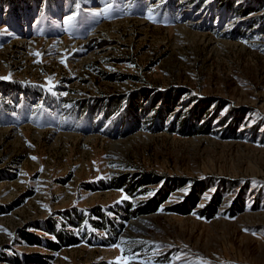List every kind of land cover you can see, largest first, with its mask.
Here are the masks:
<instances>
[{
    "label": "rangeland",
    "instance_id": "374dc122",
    "mask_svg": "<svg viewBox=\"0 0 264 264\" xmlns=\"http://www.w3.org/2000/svg\"><path fill=\"white\" fill-rule=\"evenodd\" d=\"M0 264H264V0H0Z\"/></svg>",
    "mask_w": 264,
    "mask_h": 264
},
{
    "label": "trees",
    "instance_id": "16d2710c",
    "mask_svg": "<svg viewBox=\"0 0 264 264\" xmlns=\"http://www.w3.org/2000/svg\"><path fill=\"white\" fill-rule=\"evenodd\" d=\"M195 105H200V104L197 102ZM201 106H202V110H204L205 107H206V103L205 102H202ZM136 178H138L137 179V182L139 183V185H144V184L150 183L151 181H153V180L156 179V177H154V174H152L150 172H141V173L138 174V177H136ZM170 182L171 181H168L166 186H170ZM132 187L134 189L137 188V187H135V184L132 185ZM132 189L130 188V189H127V190H128L129 193H132ZM194 201H195V198L194 199H190L189 204H193ZM131 213L132 212H129L128 214H131ZM98 214H100L103 217V214H101L99 211H98ZM96 225L97 226H103V222H96ZM48 231L50 233H52V234H55L58 237V241L57 242L53 241L52 239H48L47 240L48 243H49L48 245L53 246V247L58 246L62 242V240H63L62 238H64V237L65 238H68V241L71 240V239H74V237L72 238V236H69L68 234H64L62 236L59 235L53 228L52 229L49 228ZM22 235H23V237H26L27 234L26 233H23Z\"/></svg>",
    "mask_w": 264,
    "mask_h": 264
},
{
    "label": "snow or ice",
    "instance_id": "6c2138e0",
    "mask_svg": "<svg viewBox=\"0 0 264 264\" xmlns=\"http://www.w3.org/2000/svg\"><path fill=\"white\" fill-rule=\"evenodd\" d=\"M72 19V17H69V20H71ZM149 195H152V193H149ZM125 199L127 198V197H124Z\"/></svg>",
    "mask_w": 264,
    "mask_h": 264
}]
</instances>
